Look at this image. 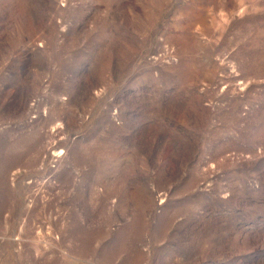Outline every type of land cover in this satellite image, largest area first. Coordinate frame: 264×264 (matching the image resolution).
I'll return each mask as SVG.
<instances>
[{"label": "rangeland", "instance_id": "obj_1", "mask_svg": "<svg viewBox=\"0 0 264 264\" xmlns=\"http://www.w3.org/2000/svg\"><path fill=\"white\" fill-rule=\"evenodd\" d=\"M0 264H264V0H0Z\"/></svg>", "mask_w": 264, "mask_h": 264}]
</instances>
